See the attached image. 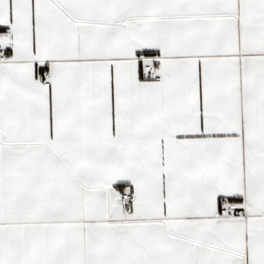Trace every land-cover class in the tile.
Here are the masks:
<instances>
[{
  "label": "snow or ice",
  "instance_id": "6c2138e0",
  "mask_svg": "<svg viewBox=\"0 0 264 264\" xmlns=\"http://www.w3.org/2000/svg\"><path fill=\"white\" fill-rule=\"evenodd\" d=\"M0 264H264V0H0Z\"/></svg>",
  "mask_w": 264,
  "mask_h": 264
}]
</instances>
